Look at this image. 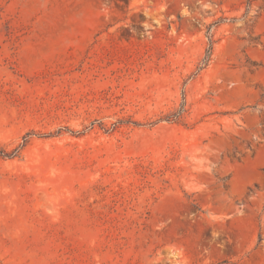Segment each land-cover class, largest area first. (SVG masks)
<instances>
[{"label": "rangeland", "instance_id": "obj_1", "mask_svg": "<svg viewBox=\"0 0 264 264\" xmlns=\"http://www.w3.org/2000/svg\"><path fill=\"white\" fill-rule=\"evenodd\" d=\"M0 264H264V0H0Z\"/></svg>", "mask_w": 264, "mask_h": 264}]
</instances>
